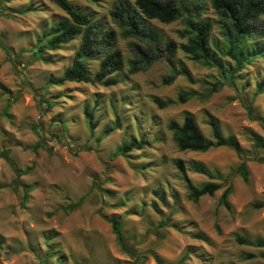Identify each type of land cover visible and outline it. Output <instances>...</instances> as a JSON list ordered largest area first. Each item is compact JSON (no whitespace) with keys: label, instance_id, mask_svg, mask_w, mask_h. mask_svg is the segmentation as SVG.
<instances>
[{"label":"rangeland","instance_id":"obj_1","mask_svg":"<svg viewBox=\"0 0 264 264\" xmlns=\"http://www.w3.org/2000/svg\"><path fill=\"white\" fill-rule=\"evenodd\" d=\"M116 1L68 0L115 33L123 68L112 75L116 85L103 87L75 82L45 85L47 77H59L70 65L80 36L42 52L45 62L33 61L30 53L18 50L31 48L63 12L48 0H0V40L10 50L0 47V150H7L16 170L30 168L16 179L0 159V264H130L133 259L120 250L111 232L110 216L121 222V233L131 240L127 243L140 264H264V247L235 241L237 236L264 241V206L255 207L264 203V163L258 162L264 150L253 148L251 142L253 137L264 139V91L253 97L254 84L264 76V48L230 79L229 73L221 79L218 69L206 68L180 51L186 42L183 18L168 24L150 20L164 40L175 43L173 66L183 65L194 80L189 84L178 76L171 84L160 85L171 68L164 57L128 73L134 58L127 44L132 40L122 39L108 16ZM194 4L202 7L199 19L217 21L207 0H182L184 9ZM27 6L33 10L24 12ZM260 20L264 23V17ZM210 38L220 39L216 24ZM260 42L264 45V37ZM100 58L87 61L90 76ZM215 81L221 86L205 101L191 99L163 109L151 101L175 100L180 91L205 93ZM83 107L96 122L91 130ZM184 113L193 116L205 138H210L207 115L217 120L223 136L236 138L246 154V182L236 171L240 160L230 148L203 153L176 149L166 124L170 120L179 124ZM139 137L148 145L126 156L116 154L123 141ZM175 159L184 163L193 186L213 181L220 188L191 202ZM190 161L217 171L219 179L191 173ZM31 184L35 188L21 205V186ZM227 186L231 193L225 209L218 198ZM80 197L84 199L75 209H64ZM166 217L168 226L159 227ZM244 253L256 257L241 260Z\"/></svg>","mask_w":264,"mask_h":264},{"label":"trees","instance_id":"obj_2","mask_svg":"<svg viewBox=\"0 0 264 264\" xmlns=\"http://www.w3.org/2000/svg\"><path fill=\"white\" fill-rule=\"evenodd\" d=\"M48 1L59 8L64 16L58 18L49 25L46 31L38 35L31 48L28 50L19 49L18 54L28 52L33 61L45 62L46 60L41 56L42 52L57 50L61 45H65L80 36V41L72 55L70 65L62 71L59 77H47L45 85L60 86L64 82L94 83L103 87L116 85L118 81L112 75L122 70L123 59L121 53L115 47L116 37L114 31L105 28L102 21L93 22L91 14L77 11L68 0ZM207 1L217 17V21L214 23L208 19L198 18L199 12L202 11L201 4H194L188 10L182 6V0H133V4H129L126 0H117L111 6L108 16L111 22L120 30V37L124 40H132L127 44L134 58V60L129 62L128 73L132 74L138 70L146 69L153 62L164 57L170 63L171 68L169 74L160 79V85H169L178 76L184 77L189 84L194 83L188 70L183 65L173 66L172 59L176 49L175 43L171 40H164L148 23L150 20L168 24L183 18L185 26L183 36L186 37V42L179 46L180 51L187 55L190 60L199 62L206 68L218 69L221 79H224L225 73H229L228 79H230L235 73L241 71L245 65H248L253 58L260 56L264 48V45L260 42V39L264 37V23L260 20V17H264V0ZM32 10L31 6H27L24 12ZM214 24L218 28L219 40L210 38ZM246 41H251V44L246 45ZM0 47L3 51L10 52L9 49L2 45L1 40ZM163 53H165V56H163ZM98 57L101 58L97 69L90 76L87 61ZM228 60L232 63L230 64ZM219 86H221L220 82L215 81L205 93L199 94L192 90L180 91L175 100H161L152 97L151 101L158 109L175 104H183L191 99L205 101ZM263 91L264 76L254 84L253 97L260 95ZM82 111L88 124V129L91 130L96 122H92V114L86 107H83ZM258 120L263 121V117ZM206 125L209 129L210 138H205L201 134L191 114L184 113L179 124L170 120L167 122L166 128L171 133V140L176 149L180 152L203 153L216 147L232 149L240 160L236 171L241 180L246 182L248 174L245 161L243 160L246 154L240 151L236 138L232 135L223 136L217 120L212 116L207 115ZM117 127L115 123L114 128L116 129ZM251 142L253 148L264 150V139L253 137ZM147 145V142L142 137L137 140L129 139L120 144L116 154L126 156L132 150H141ZM0 159L9 165L16 179L30 171V168H26L23 171L16 170L5 149L0 150ZM258 162L264 163V157L258 159ZM173 164L180 179L184 182V187L188 194L187 197L191 202H196L202 196H212L220 188V185L213 181L193 186L186 177L187 170L184 163L180 159H175ZM188 170L191 173L202 175L208 180L219 179L217 171L209 170L197 161H190ZM15 182L18 185V182ZM33 188H35L34 184L21 186V205L26 200L28 192ZM230 193L231 187L227 186L218 198L219 206L225 209L229 208L227 198ZM154 194H157V192H154ZM159 198L162 200L161 196ZM83 199V197H80L75 203L68 204L64 209L72 211L82 203ZM263 206L264 203L255 205L256 208ZM153 209L157 212L154 204ZM107 222L120 250L133 259L130 264H140L139 261L141 259L135 256V251L127 243L131 242V240H127L121 233V222L113 216H110ZM168 224L169 217H166L159 223V227H165ZM196 238L202 239L201 236H196ZM235 241L240 245L256 248L264 247V241L259 238L249 240L237 236ZM262 256V254L258 255V257ZM255 257L254 254L244 253L241 255V260H251Z\"/></svg>","mask_w":264,"mask_h":264}]
</instances>
